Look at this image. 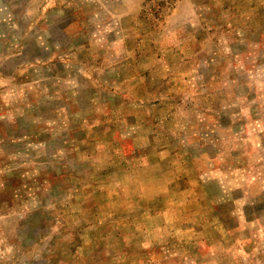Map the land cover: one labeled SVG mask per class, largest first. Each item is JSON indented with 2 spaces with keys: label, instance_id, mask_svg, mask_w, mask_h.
Listing matches in <instances>:
<instances>
[{
  "label": "rangeland",
  "instance_id": "obj_1",
  "mask_svg": "<svg viewBox=\"0 0 264 264\" xmlns=\"http://www.w3.org/2000/svg\"><path fill=\"white\" fill-rule=\"evenodd\" d=\"M201 135L219 180H194ZM250 152L264 160V0H0V264H189L186 191L229 193ZM170 200L180 224L159 229Z\"/></svg>",
  "mask_w": 264,
  "mask_h": 264
},
{
  "label": "crops",
  "instance_id": "obj_2",
  "mask_svg": "<svg viewBox=\"0 0 264 264\" xmlns=\"http://www.w3.org/2000/svg\"><path fill=\"white\" fill-rule=\"evenodd\" d=\"M170 142L169 140L168 145L164 148L172 149L175 152L176 144ZM196 143L192 160L204 168L194 177V180L203 182L225 177L220 175L218 177L211 173L213 166L225 163V154L219 145L220 142L212 137L201 135ZM256 153L248 154L247 164L245 163L248 171L239 175L236 187L232 188L229 193L222 196L219 190L215 197L209 193L208 201H202V199L198 201L200 195L196 188H192L190 192L186 191V193L192 194V204H194L184 233L185 246L188 245L192 249L190 251V248H187L185 252L189 264L208 262H213L211 264L214 262L216 264H240L241 261L253 264L258 260V254L251 252L250 246L253 245L256 248L257 241L264 240L260 239V236L264 235V231H262L264 226L260 227L259 225L264 221V160H257ZM163 168L168 171V177L164 183L166 189L158 188V195L177 196L176 160L171 161L169 158L167 165L163 163ZM227 175L235 177L237 174ZM165 176L163 175V178ZM185 177L191 180L189 174H186ZM176 205V202L169 201L165 213L168 215V219L165 220L168 225H164V220L162 221L159 217V229L161 227L176 228L180 224L177 221L178 209ZM185 209L189 210L188 207ZM159 215H161V211ZM260 228L261 230H259ZM188 233L191 234V237L186 236Z\"/></svg>",
  "mask_w": 264,
  "mask_h": 264
}]
</instances>
